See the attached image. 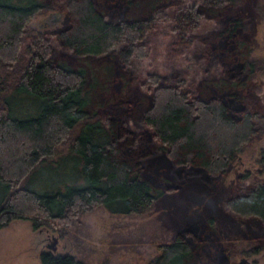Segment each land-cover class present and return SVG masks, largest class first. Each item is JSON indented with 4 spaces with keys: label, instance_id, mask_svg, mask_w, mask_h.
Returning <instances> with one entry per match:
<instances>
[{
    "label": "trees",
    "instance_id": "obj_1",
    "mask_svg": "<svg viewBox=\"0 0 264 264\" xmlns=\"http://www.w3.org/2000/svg\"><path fill=\"white\" fill-rule=\"evenodd\" d=\"M239 1L0 0V227L21 218L62 235L96 207L141 215L186 182L213 185L264 133V109L242 94L264 59L238 37ZM53 9L65 27H27ZM256 10L264 18V0ZM134 77L142 99L106 110ZM256 163L264 174L262 150ZM221 204L264 227V177ZM262 249L264 239L243 254ZM232 254L206 215L182 223L144 264H226ZM38 259L85 264L49 249Z\"/></svg>",
    "mask_w": 264,
    "mask_h": 264
},
{
    "label": "rangeland",
    "instance_id": "obj_2",
    "mask_svg": "<svg viewBox=\"0 0 264 264\" xmlns=\"http://www.w3.org/2000/svg\"><path fill=\"white\" fill-rule=\"evenodd\" d=\"M261 0H240L233 13L242 17L246 28L238 37L250 47L249 56L264 59V18L256 10ZM59 12L54 14L53 12ZM67 25L66 15L53 9L49 14H36L28 22L29 29L47 32ZM249 109H264V74L257 72L242 88ZM144 91L136 77L124 88L122 96L107 105L106 110L117 111L125 102L142 99ZM259 122L264 120L259 119ZM66 145H58L52 160L64 153ZM264 152V133L250 142L226 165L223 174L207 186L192 180L178 190L158 196L150 211L141 215H114L102 207L84 212L78 220L66 227L62 235L45 227L32 228L26 219L9 220L0 227V264H39L38 253L56 237L55 250L66 251L83 260L85 264H144L156 253V244L168 241L184 222L212 215L221 238L233 251L226 264H264V249L243 254L251 243L264 239V227L254 216L239 217L222 207L223 198L247 188L255 179L264 177L257 171L258 153ZM249 177L239 178L243 171ZM50 250V249H49Z\"/></svg>",
    "mask_w": 264,
    "mask_h": 264
},
{
    "label": "water",
    "instance_id": "obj_3",
    "mask_svg": "<svg viewBox=\"0 0 264 264\" xmlns=\"http://www.w3.org/2000/svg\"><path fill=\"white\" fill-rule=\"evenodd\" d=\"M54 14L59 13L57 11L53 12ZM57 238L56 237H52L51 241L46 244V247L49 248L51 251L55 250V242H56ZM243 259L244 258H240L238 264H242L243 263Z\"/></svg>",
    "mask_w": 264,
    "mask_h": 264
}]
</instances>
